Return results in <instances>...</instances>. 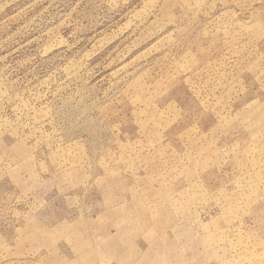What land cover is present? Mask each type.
I'll return each instance as SVG.
<instances>
[{
  "label": "rangeland",
  "instance_id": "obj_1",
  "mask_svg": "<svg viewBox=\"0 0 264 264\" xmlns=\"http://www.w3.org/2000/svg\"><path fill=\"white\" fill-rule=\"evenodd\" d=\"M0 264H264V0H0Z\"/></svg>",
  "mask_w": 264,
  "mask_h": 264
}]
</instances>
